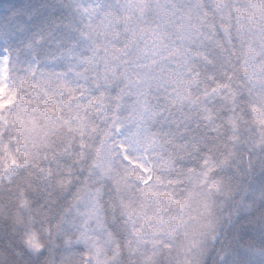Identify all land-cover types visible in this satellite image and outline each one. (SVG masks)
Segmentation results:
<instances>
[{"label":"snow or ice","instance_id":"1","mask_svg":"<svg viewBox=\"0 0 264 264\" xmlns=\"http://www.w3.org/2000/svg\"><path fill=\"white\" fill-rule=\"evenodd\" d=\"M212 3L210 19L204 0H82V27L43 60L34 44L55 37L47 24L24 50L0 28V169L26 161L32 138L66 132L38 176L74 189L83 264H120L125 252L139 264H188L216 238L214 197L231 187L223 173L264 174V25L248 11L264 0ZM19 15L37 14L10 19ZM194 115L209 126L197 123L198 135ZM105 184L116 193L107 210Z\"/></svg>","mask_w":264,"mask_h":264},{"label":"clouds","instance_id":"2","mask_svg":"<svg viewBox=\"0 0 264 264\" xmlns=\"http://www.w3.org/2000/svg\"><path fill=\"white\" fill-rule=\"evenodd\" d=\"M82 0H0V28L8 27L14 32L11 46L25 49L29 36L47 24L55 32L53 40L34 44L35 56L41 60L57 55L59 49L54 40L65 39L62 47L75 37L72 29L82 27L80 10ZM116 7V0H105ZM240 8H248L249 0H230ZM210 19L216 13L212 0H204ZM13 10L35 12L29 20L27 15L10 19ZM248 11L264 25V8ZM219 21H217L218 23ZM235 19L233 24H235ZM259 27V25H257ZM20 29H23L21 31ZM235 28H233V36ZM215 39L227 44V38L217 31ZM4 46L0 42V48ZM31 53L23 56L28 59ZM49 67H55L50 65ZM185 110H188L186 107ZM178 111L174 113L179 118ZM217 123L221 132L225 130L224 112H217ZM167 118V114L165 117ZM208 129L207 122L194 115L191 130L197 135ZM66 132L32 138L25 149L27 160L21 159L18 168H11V175L0 169V264H83L78 244L79 232L73 225L77 218L69 213L72 191H61L53 183L47 186L39 179L38 169L51 163L54 152L59 151L60 141ZM47 155L48 160L44 157ZM230 177L231 187L227 193L217 194L214 199L215 240L204 246L202 254L193 253L188 264H264V174L259 170L250 176L236 174L235 169L223 173ZM189 185L185 182V187ZM116 193L108 184L104 185V203L110 209ZM35 237L40 248H33L30 239ZM69 241L71 242L69 244ZM139 264L138 258L125 252L120 264Z\"/></svg>","mask_w":264,"mask_h":264}]
</instances>
